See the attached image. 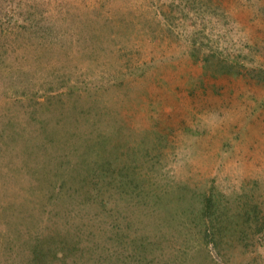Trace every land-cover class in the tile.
<instances>
[{
  "label": "rangeland",
  "instance_id": "rangeland-1",
  "mask_svg": "<svg viewBox=\"0 0 264 264\" xmlns=\"http://www.w3.org/2000/svg\"><path fill=\"white\" fill-rule=\"evenodd\" d=\"M259 70L264 0H0V264H264Z\"/></svg>",
  "mask_w": 264,
  "mask_h": 264
},
{
  "label": "trees",
  "instance_id": "trees-1",
  "mask_svg": "<svg viewBox=\"0 0 264 264\" xmlns=\"http://www.w3.org/2000/svg\"><path fill=\"white\" fill-rule=\"evenodd\" d=\"M205 67H206V64H205ZM239 73H241V72H239ZM258 74H264V73L261 70H259ZM93 199H96V198L93 197ZM97 203H99V202H97ZM99 204L102 206L101 201ZM207 244H208V242L206 241V246H207ZM29 247H30L31 253L33 255L32 261H31L32 264H45L44 262L47 258H49L51 261H53V260H58V257H61V256H59V253H57L55 250L51 251L50 248H46V247L43 248L37 243L29 244ZM213 247H214V249H218V248H220V245L216 244ZM49 254L51 256H49ZM106 260L109 261V263H113L110 258H106ZM49 263H50V261H49Z\"/></svg>",
  "mask_w": 264,
  "mask_h": 264
}]
</instances>
